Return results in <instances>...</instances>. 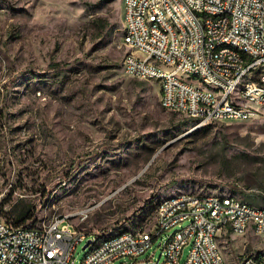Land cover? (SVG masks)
Wrapping results in <instances>:
<instances>
[{
  "label": "rangeland",
  "instance_id": "rangeland-1",
  "mask_svg": "<svg viewBox=\"0 0 264 264\" xmlns=\"http://www.w3.org/2000/svg\"><path fill=\"white\" fill-rule=\"evenodd\" d=\"M123 18V0H0V217L27 224L87 208L71 222L102 239L179 192L264 206V107L200 126L163 108L157 81L122 68ZM251 235H228L229 263L261 243ZM158 241L109 264H155Z\"/></svg>",
  "mask_w": 264,
  "mask_h": 264
},
{
  "label": "built area",
  "instance_id": "built-area-1",
  "mask_svg": "<svg viewBox=\"0 0 264 264\" xmlns=\"http://www.w3.org/2000/svg\"><path fill=\"white\" fill-rule=\"evenodd\" d=\"M185 2H193L198 18L189 17ZM142 3L154 5V17L158 19L154 0H123V16L131 21V31L122 34L128 49L122 64L131 63V70L124 71L128 76L158 82L160 105L190 106L193 120L226 123L245 120L256 108L264 107V99L256 100V93L264 92V0H164L172 12L173 7L181 9V16L175 19L183 26V33L172 34V40H165V33H171L168 29L157 32L140 23ZM228 12L236 13V27H229ZM221 37H235L248 45L253 60L244 62L228 49H210L211 39ZM152 55H160L163 70H150ZM229 71H237V79H229ZM178 73H188L190 83L178 82ZM202 76L214 78L212 95L198 89V78ZM236 81H245L243 102H233L232 85ZM239 199L190 192L156 206L135 234L120 235L103 244H93L96 232L71 222L74 216L83 220L87 208L46 219V223L36 222L34 227L0 217V264H75L74 252L86 239H90L91 249L79 264H109L120 257L134 258L157 239L161 252L155 264H180L186 245L190 246L189 253L182 264H225L222 244L230 241L228 223H235L239 230L240 226L259 225L258 235L242 233V238L257 236L261 243L234 254L238 264H250L252 251L264 250V206L250 211L239 207ZM174 206H186V213L168 215V208ZM219 234L227 235V243L219 242ZM257 264H264V259Z\"/></svg>",
  "mask_w": 264,
  "mask_h": 264
},
{
  "label": "bare ground",
  "instance_id": "bare-ground-1",
  "mask_svg": "<svg viewBox=\"0 0 264 264\" xmlns=\"http://www.w3.org/2000/svg\"><path fill=\"white\" fill-rule=\"evenodd\" d=\"M154 3L157 6V18L154 17V5L149 3H142V14L140 15V23H144V26H152L153 29L157 30V32H166L168 29L171 33H165V40H172V34H182L183 33V26H181L178 22V19H175V16H181V9L180 7H173V12L171 9L166 7L164 0H154ZM185 10H189V17L190 18H198V11L196 7H193V2H185ZM164 21L162 24L161 20ZM237 23V15L235 12H228V25L229 27H236ZM122 26L124 27L125 31L124 34H128L131 31V21H128V16H124L122 21ZM122 44L127 49V40H123ZM228 49L231 53H236L237 58H244V62H251L253 60V53L248 50V45L245 43L238 41L235 37H221V38H213L210 41V49ZM128 50V49H127ZM128 56V52L124 56V59ZM122 68L124 71L131 70V63L130 62H123ZM150 70H163V60H161L160 55H152V62L150 63ZM187 75L188 73H178V82L180 83H190L184 80L181 76ZM261 75H264V67H261ZM186 79V78H185ZM229 79H237V71H229ZM201 81V85H198V89L205 90V95H212L215 92V81L214 78L211 76H202L199 78ZM240 86V88H237ZM245 89V81H236L232 85V98L233 102H243V90ZM264 99V92H257L256 93V100H263ZM163 108L168 110L176 111L182 113L189 118L193 116V108L186 105H178V106H167L161 105ZM214 122V121H202L197 120L196 124L198 126ZM190 192H179L175 195H171L169 197L161 198L156 202V206L162 205V203H168L172 200H178L184 197V194ZM210 197H220V195H224L225 197H232L233 195L220 193V192H212V193H205L200 195H208ZM239 207H248L250 211H258L260 210V206L248 203L242 199H239ZM154 211V210H153ZM186 213V206H174V208H168V215H175V214H184ZM153 215V213H152ZM37 223H46V220L40 219L36 221ZM34 221L27 223V227H34ZM138 225H132L131 227L124 228L116 233L111 235H107L102 239H99V235L97 233L93 236V244H103L106 241L116 238L120 235H131L135 234L138 231ZM248 231H252L255 234H259V225L258 224H248V226H240V230L235 227V223H228L227 224V233L228 235L233 236V234H242L247 233ZM226 234H219V242L226 238ZM261 236L264 237V231L261 232ZM226 240V239H225ZM91 249V242L89 243ZM225 264H228L226 258ZM260 259H264V251L253 250L251 255V262L250 264H257L260 262Z\"/></svg>",
  "mask_w": 264,
  "mask_h": 264
},
{
  "label": "trees",
  "instance_id": "trees-1",
  "mask_svg": "<svg viewBox=\"0 0 264 264\" xmlns=\"http://www.w3.org/2000/svg\"><path fill=\"white\" fill-rule=\"evenodd\" d=\"M117 23L113 22V23H110L109 26H112V27H116ZM105 25H102V30L104 29ZM186 122H193L196 124L197 120H193L191 118H188V120H186Z\"/></svg>",
  "mask_w": 264,
  "mask_h": 264
},
{
  "label": "water",
  "instance_id": "water-1",
  "mask_svg": "<svg viewBox=\"0 0 264 264\" xmlns=\"http://www.w3.org/2000/svg\"><path fill=\"white\" fill-rule=\"evenodd\" d=\"M90 243V239H87V241L83 244V249H86Z\"/></svg>",
  "mask_w": 264,
  "mask_h": 264
},
{
  "label": "crops",
  "instance_id": "crops-1",
  "mask_svg": "<svg viewBox=\"0 0 264 264\" xmlns=\"http://www.w3.org/2000/svg\"><path fill=\"white\" fill-rule=\"evenodd\" d=\"M126 50H127V49H126ZM222 240H225V238H223ZM220 242H221V241H220ZM227 262H228V261H227ZM237 263H238V260H237V259H234L232 263H231V262H230V263L228 262V264H237Z\"/></svg>",
  "mask_w": 264,
  "mask_h": 264
}]
</instances>
